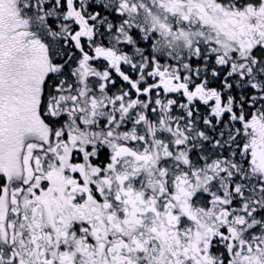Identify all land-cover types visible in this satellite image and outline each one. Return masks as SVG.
Listing matches in <instances>:
<instances>
[{
	"label": "snow or ice",
	"instance_id": "6c2138e0",
	"mask_svg": "<svg viewBox=\"0 0 264 264\" xmlns=\"http://www.w3.org/2000/svg\"><path fill=\"white\" fill-rule=\"evenodd\" d=\"M0 264H264V0H0Z\"/></svg>",
	"mask_w": 264,
	"mask_h": 264
}]
</instances>
